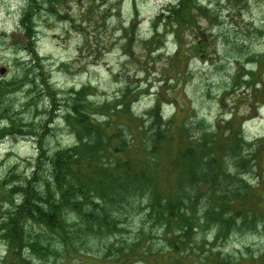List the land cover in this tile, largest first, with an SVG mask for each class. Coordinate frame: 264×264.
I'll use <instances>...</instances> for the list:
<instances>
[{
	"label": "rangeland",
	"instance_id": "obj_1",
	"mask_svg": "<svg viewBox=\"0 0 264 264\" xmlns=\"http://www.w3.org/2000/svg\"><path fill=\"white\" fill-rule=\"evenodd\" d=\"M179 1L0 0V217L21 203L18 190L37 179L39 159L78 143L67 120L77 96L95 108L92 119L101 123L108 119L107 112L119 119L124 105L137 120H146L161 102L160 113L173 117L170 133L203 142L220 162L213 171L197 159L199 166L191 169L198 177L186 206L192 229L173 222L166 226L161 215L151 214L148 200L139 197L135 208L118 219L116 236L87 245L93 253L71 241L73 236L59 240L33 222L25 223L26 233L17 246L0 228V264H172L181 255L187 256L184 264H217L218 257L226 256L264 264V207L256 199L258 192L264 194V149L259 159L251 147L264 139V0H196L186 17L175 20L172 10ZM13 3L17 8H4ZM13 13H18L15 20ZM43 48L50 50L41 54ZM20 52L28 58H21ZM116 131L115 123L108 125L102 138L108 140ZM67 138L74 142L65 143ZM182 140L164 141V150L170 155L184 146ZM227 149L252 160L249 174L227 164ZM162 162L168 165L167 156ZM174 179L163 174L162 189L172 191ZM237 187L249 193L233 202L235 208L247 207L250 217L261 214L253 226H243L244 219L236 217L232 229L219 234L216 225L202 220L204 209L220 197H232ZM79 222L72 214L69 234ZM180 233L185 241L170 246L166 240ZM122 243L135 250H126L118 259L102 251L104 245Z\"/></svg>",
	"mask_w": 264,
	"mask_h": 264
},
{
	"label": "trees",
	"instance_id": "obj_2",
	"mask_svg": "<svg viewBox=\"0 0 264 264\" xmlns=\"http://www.w3.org/2000/svg\"><path fill=\"white\" fill-rule=\"evenodd\" d=\"M195 5L196 0H180L178 6L172 10L175 20L180 19L183 14L186 17ZM26 19L22 20V24L28 30L27 24L29 27L30 24ZM28 35L30 37V33ZM82 98L81 96L75 98L76 103L71 104L73 113L67 116V120L76 130L78 143L70 149L57 151L50 158L43 159L46 161L39 159L37 171L34 172L37 179L26 181V185L18 190L22 196L21 203L13 205L8 213L0 217V228L5 235L17 246L22 235L26 233L25 223L33 222L44 226L46 234H52L59 240L67 241L69 236H73L71 241L80 243L81 249L93 253L87 245L116 236L115 234L120 232L117 226L120 223L118 219L135 208L136 199L139 197L148 200L151 214L156 213L159 217L161 215L166 226L173 222L185 229H192L190 219L186 215V206L191 202L192 193L189 188L194 186L193 179L196 180L198 177L191 169L198 164L197 159H200L201 164L204 162V169L213 167L217 169L220 162L213 156V148H207L198 140L191 142L190 139L193 137L189 134L186 137L181 134H178V137L172 135L170 127L173 117L165 118V115L160 113L161 102L149 111L146 120L141 118L137 120L132 110L124 105L118 111L121 113L119 119L118 115L107 112L108 119L101 123L92 119V111L96 110L92 105L84 103ZM167 100L172 102V99ZM121 115H125L128 121H122ZM133 120L136 122H132ZM137 122L141 124L137 125ZM113 123L117 128L115 136L113 139L104 140L102 138L104 129ZM184 129L185 125L180 128ZM182 138L185 143L182 148L178 147L170 155L164 150V141ZM260 141L251 145L259 159L264 149V139ZM231 142L237 144L238 141L232 138ZM241 144L244 145L243 142ZM218 148L223 149L222 146ZM231 150L233 153L227 149L229 152L227 164L238 170L239 174H249L248 168L252 167L249 163L252 160L244 158L243 155L241 159V156L238 157L240 151ZM250 155L255 156V153L248 156ZM164 156H167L169 161L166 166L162 162ZM222 165H225V161ZM256 167L261 177L260 163ZM163 174L175 178L170 192L162 189ZM242 188L237 187L232 197H220L205 207L202 220L216 225L219 234L226 235L238 222L235 220L236 217L244 219L243 226H253L256 214H261L253 212L254 217H250L251 212L247 207L235 208L233 202L245 200L249 193ZM256 199L258 202L261 200L259 204L264 207V194L258 192ZM72 214L77 215L80 222L76 224V230L69 234L70 229L66 226ZM63 229H68V232ZM164 231L167 233L168 230ZM166 241L171 246V242H183L185 239L180 233L174 239ZM126 250L133 252L135 248H129L124 243L119 247L104 245L102 248L106 257L114 255L117 259L123 258L122 254ZM185 257L187 256L175 257L172 264H184L182 258ZM124 259L127 262L131 260L127 257ZM216 263L245 264L244 261H234L229 256L218 257Z\"/></svg>",
	"mask_w": 264,
	"mask_h": 264
},
{
	"label": "clouds",
	"instance_id": "obj_3",
	"mask_svg": "<svg viewBox=\"0 0 264 264\" xmlns=\"http://www.w3.org/2000/svg\"><path fill=\"white\" fill-rule=\"evenodd\" d=\"M172 2L175 3L176 0H172ZM125 7L127 8L128 5L126 4ZM141 7L143 8V7H145V6H144V5H141ZM155 7H159V4L155 5ZM209 7H211V5H209ZM4 8H5L6 10H7L8 8L15 9V8H17V4H15V3H13V4H11V5H9V4H5V5H4ZM17 15H18V13H13L12 16H11V19H12V20H15ZM245 18H248V17H247V14H246ZM65 26H66V25H65ZM7 27H8L9 29H11L12 25H11V24H8ZM144 27H146V24L144 25ZM56 30L58 31V29H56ZM118 34H119V33H117V35H118ZM77 42H79V39H77L76 41H73V43H77ZM40 43H44V41H41ZM48 50H50V49H47V48L40 49L41 54H43L45 51H48ZM72 54L75 55L74 52H73ZM19 55H20L21 58H23V59H25V60L28 58L23 52H20ZM63 58H64V57L61 56V59H63ZM114 70H115V69H114ZM17 71H18V70H17ZM8 75H9V77H10V76H11V73H9ZM140 75H143V73H140ZM56 78H59L58 74H57V77H56ZM81 79H82V77H81ZM93 83H95V81H93ZM25 87H28V85H25ZM77 87H79V84H77ZM88 99H90V100H91V99H95V97H93V96H89ZM101 99H103V98H101ZM109 99H111V97H109ZM43 103H44L45 105H47V103H48L47 98H45V100H44ZM145 106H147V105H143V104L141 105V107H145ZM134 107H135V105H134ZM167 107H168V106L165 105V108H166V109H167ZM62 111H63V110H62ZM137 111H138V109H137ZM100 119H104V117H100ZM2 123L7 124L8 122L5 120V121H3ZM6 142H7V138H6ZM64 142H65V143H69V142H74V141H72L71 138H67V139L64 140ZM6 146H7V143H6L5 147H6ZM5 207H8V205L5 204ZM209 239H211V236H209ZM25 252H27V249H25Z\"/></svg>",
	"mask_w": 264,
	"mask_h": 264
}]
</instances>
